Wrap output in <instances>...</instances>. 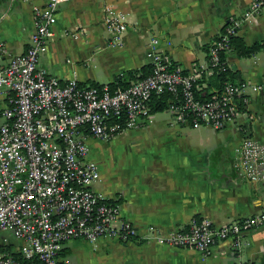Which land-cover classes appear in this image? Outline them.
<instances>
[{
  "label": "crops",
  "instance_id": "crops-1",
  "mask_svg": "<svg viewBox=\"0 0 264 264\" xmlns=\"http://www.w3.org/2000/svg\"><path fill=\"white\" fill-rule=\"evenodd\" d=\"M253 1L68 0L57 11L55 36L40 66L62 81L109 84L124 71L149 64L147 49L158 37L166 58L189 72L208 63L209 46L233 19H243L237 35L248 45L264 41V11L244 19ZM44 4L45 0H0V35L12 54L26 51L34 31V7ZM107 5L129 14L121 45L112 44L105 24ZM225 57L228 80L242 83L248 97L237 119L226 127L195 128L165 109L152 111L153 122L127 129L110 141L88 140L90 157L101 171L93 188L118 201L122 215L140 233L150 226L166 233L193 217H209L220 226L264 212V182L241 177L234 164L245 137L264 143V89H256L264 79V48L250 56H239L232 49ZM205 87L206 83L199 84L198 89ZM4 103L0 99V112ZM119 152L130 159L113 161ZM19 245L10 231L0 237V248L13 254ZM60 260L61 264H235L237 260L264 264V225L247 231L241 245L226 239L207 255L190 247L102 237L96 243L81 238L67 241Z\"/></svg>",
  "mask_w": 264,
  "mask_h": 264
},
{
  "label": "built area",
  "instance_id": "built-area-1",
  "mask_svg": "<svg viewBox=\"0 0 264 264\" xmlns=\"http://www.w3.org/2000/svg\"><path fill=\"white\" fill-rule=\"evenodd\" d=\"M67 1L45 0L34 7V31L23 53L12 54L0 35V99L5 100L0 126V231H10L20 242L14 254L0 248V264H61L64 244L79 238L92 243L102 237L155 241L195 248L204 255L226 239L241 245L247 231L264 225V212L220 226L209 217H193L166 233L155 226L140 233L122 215L118 201L93 188L101 171L90 157L88 140L110 141L127 129L153 122L150 101L165 92L173 96L166 110L183 124L222 129L234 122L248 99L243 84L226 80L220 92L205 99L197 96L196 84L204 73L228 70L222 54L232 51L230 36L237 34L243 19L232 20L209 46L208 63L194 70L172 68L160 39L153 37L146 54L151 65L147 76L126 88L112 89L108 83L90 87L76 79L62 81L40 66L55 36L57 11ZM263 11L264 0H254L244 19ZM129 23L128 13L107 5L105 24L113 45L122 44ZM256 89H264V79ZM234 164L241 177L264 182V143L245 137Z\"/></svg>",
  "mask_w": 264,
  "mask_h": 264
},
{
  "label": "trees",
  "instance_id": "trees-1",
  "mask_svg": "<svg viewBox=\"0 0 264 264\" xmlns=\"http://www.w3.org/2000/svg\"><path fill=\"white\" fill-rule=\"evenodd\" d=\"M230 42L233 45V51H235L239 56H250L252 54L257 53L259 50L264 48V41L263 42H257L252 45H248L243 37L238 36L237 34L230 36ZM226 54H222L223 58ZM178 66L174 65L172 68H176ZM184 72H188L185 69H182ZM228 71L221 72V71H215L212 74L204 73L196 84L197 89V96L199 98L205 99L208 97H211L212 95L218 93L221 91V89L224 86V82L228 80ZM151 72V65L147 64L144 65L142 68L139 69H130L126 70L120 75L116 77V79L113 82H110L112 89L116 88H126L129 87L132 82L136 81L137 79L143 78L147 76ZM206 83L207 87L198 89L199 84ZM99 87L101 84L99 83H91L90 87ZM210 88L213 90H216L214 92L210 91ZM173 100L172 94L165 92L160 95H154L152 100L150 101V105L153 112H159L164 111L167 109V107L170 105V103ZM19 254H17V257Z\"/></svg>",
  "mask_w": 264,
  "mask_h": 264
},
{
  "label": "rangeland",
  "instance_id": "rangeland-1",
  "mask_svg": "<svg viewBox=\"0 0 264 264\" xmlns=\"http://www.w3.org/2000/svg\"><path fill=\"white\" fill-rule=\"evenodd\" d=\"M0 114H1V112H0ZM3 122H4V118H3L2 114H1L0 115V126L2 125ZM110 144H113V142H111ZM120 153L121 152H119V155H117L115 153V156H113V161H127L128 159H130V157L128 156V154H125V156L122 157V155H120ZM111 154L112 153L110 152V157H111ZM4 234H5V231H0V237L3 236Z\"/></svg>",
  "mask_w": 264,
  "mask_h": 264
}]
</instances>
